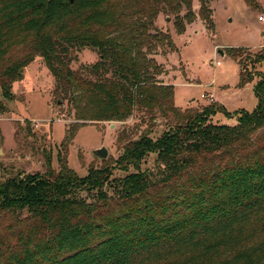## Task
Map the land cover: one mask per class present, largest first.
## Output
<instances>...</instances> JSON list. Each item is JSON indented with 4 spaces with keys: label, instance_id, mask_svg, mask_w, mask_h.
Returning <instances> with one entry per match:
<instances>
[{
    "label": "trees",
    "instance_id": "trees-1",
    "mask_svg": "<svg viewBox=\"0 0 264 264\" xmlns=\"http://www.w3.org/2000/svg\"><path fill=\"white\" fill-rule=\"evenodd\" d=\"M168 1L0 0V55L26 48L25 58L0 70L3 94L11 97L9 80L38 55L54 78V94L77 120L123 121L135 105L162 102L158 96L172 91L150 84L160 69L141 46L158 40L148 29ZM182 1L191 15V0ZM182 1L167 10L178 17ZM244 2L258 7L257 0ZM199 3L212 24L206 1ZM177 25L183 29L182 19ZM84 47L101 53L88 75L69 66L72 50ZM251 80L240 74L239 85ZM254 90L256 107L241 111L235 124L206 123L205 115L217 112L231 117L214 105L157 140L145 131L128 140L118 168H137L151 152L158 170L112 180V195L100 190L109 169L94 172L83 181L84 190H99L93 202L70 195L77 179L66 157L79 125H68L59 171L47 155L44 174L0 182V264H264V79Z\"/></svg>",
    "mask_w": 264,
    "mask_h": 264
},
{
    "label": "rangeland",
    "instance_id": "rangeland-1",
    "mask_svg": "<svg viewBox=\"0 0 264 264\" xmlns=\"http://www.w3.org/2000/svg\"><path fill=\"white\" fill-rule=\"evenodd\" d=\"M175 1L161 3L154 29H148L158 35V40L141 46L144 57L160 69V73L151 75L150 84L162 87L163 92L170 88L171 96L159 95L162 102H153L150 107L133 106L123 121L77 120L69 103L54 94V78L38 55L9 80L10 98L3 94L0 80V100L6 107V111H0V182L19 174H44L47 155L51 169L59 171L60 142L67 126L78 124L66 157L71 176L77 179L70 195L93 202L99 199V190H84L87 184L83 181L94 172L109 169V182L100 190L112 195V180L133 172L158 170L156 154L151 152L143 156L137 168H118L123 145L141 132L157 140L214 105L222 106L231 117L217 112L205 115L206 123L232 125L241 111L256 107L254 86L264 79V0H257V8L247 6L244 0H205L212 24L200 16L199 0H191V15H186L185 3L180 0L177 14L183 29L177 25L176 13L167 10ZM161 34L167 35L171 44ZM25 56L23 45L11 47L6 55H0V70ZM71 56L70 68L84 75H88L86 67L101 61L99 49L93 47L72 50ZM240 74L252 80L240 86ZM100 146L108 151L103 160L92 155V150ZM22 212V216L27 214Z\"/></svg>",
    "mask_w": 264,
    "mask_h": 264
},
{
    "label": "water",
    "instance_id": "water-1",
    "mask_svg": "<svg viewBox=\"0 0 264 264\" xmlns=\"http://www.w3.org/2000/svg\"><path fill=\"white\" fill-rule=\"evenodd\" d=\"M107 148L105 146H100L98 148H95L92 150V155L97 158V159H100V160H103L106 158L107 156Z\"/></svg>",
    "mask_w": 264,
    "mask_h": 264
},
{
    "label": "built area",
    "instance_id": "built-area-1",
    "mask_svg": "<svg viewBox=\"0 0 264 264\" xmlns=\"http://www.w3.org/2000/svg\"><path fill=\"white\" fill-rule=\"evenodd\" d=\"M216 64H219V61L216 62ZM206 94H201V97H205Z\"/></svg>",
    "mask_w": 264,
    "mask_h": 264
}]
</instances>
